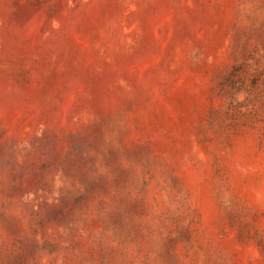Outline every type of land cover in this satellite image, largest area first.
<instances>
[{
    "label": "rangeland",
    "instance_id": "obj_1",
    "mask_svg": "<svg viewBox=\"0 0 264 264\" xmlns=\"http://www.w3.org/2000/svg\"><path fill=\"white\" fill-rule=\"evenodd\" d=\"M0 264H264V0H0Z\"/></svg>",
    "mask_w": 264,
    "mask_h": 264
}]
</instances>
